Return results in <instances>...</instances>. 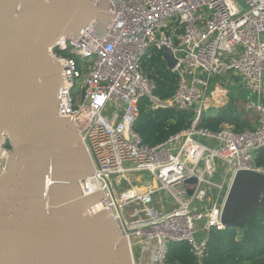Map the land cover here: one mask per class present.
Wrapping results in <instances>:
<instances>
[{
	"label": "built area",
	"instance_id": "built-area-1",
	"mask_svg": "<svg viewBox=\"0 0 264 264\" xmlns=\"http://www.w3.org/2000/svg\"><path fill=\"white\" fill-rule=\"evenodd\" d=\"M107 11L114 18L104 36L83 28L49 48L62 74L58 115L74 122L93 168L78 182L81 195L102 190L88 212L113 216L132 264H170L173 243H186L204 264L211 231L226 229L220 216L235 171H264L254 164L264 146V0H109ZM163 70L175 76L165 99L154 93ZM228 76L250 92L244 107L258 113L254 126L200 127L211 105L224 104L216 92ZM142 102L195 117L148 145L134 131Z\"/></svg>",
	"mask_w": 264,
	"mask_h": 264
},
{
	"label": "water",
	"instance_id": "water-1",
	"mask_svg": "<svg viewBox=\"0 0 264 264\" xmlns=\"http://www.w3.org/2000/svg\"><path fill=\"white\" fill-rule=\"evenodd\" d=\"M108 7L109 0H0V264H132L113 216L88 213L103 192L81 195L78 182L93 168L74 122L58 115L62 74L49 54L58 38L75 39L83 28L104 36L114 18ZM163 58L173 69L170 49ZM263 198L264 171L236 170L222 224L239 227Z\"/></svg>",
	"mask_w": 264,
	"mask_h": 264
},
{
	"label": "trees",
	"instance_id": "trees-1",
	"mask_svg": "<svg viewBox=\"0 0 264 264\" xmlns=\"http://www.w3.org/2000/svg\"><path fill=\"white\" fill-rule=\"evenodd\" d=\"M174 84L175 76L168 70L161 71L155 95L161 99L167 98L172 93ZM142 103L134 131L142 142L148 145L161 143L171 134L188 128L195 117L193 111L172 108L150 111L144 107V102ZM247 120H249L247 115L238 112L232 105H226L217 109L213 115L202 114L199 126L217 131L226 123L235 131H242L245 128H252L247 127L249 126ZM254 164L264 169V146L256 151ZM237 229L244 230L239 238L236 237ZM168 261L170 264H195L186 243L171 244ZM204 264H264V198L261 207L239 227L211 231Z\"/></svg>",
	"mask_w": 264,
	"mask_h": 264
},
{
	"label": "rangeland",
	"instance_id": "rangeland-1",
	"mask_svg": "<svg viewBox=\"0 0 264 264\" xmlns=\"http://www.w3.org/2000/svg\"><path fill=\"white\" fill-rule=\"evenodd\" d=\"M242 5L244 3L242 2ZM227 80V81H226ZM229 80V82H228ZM222 81L224 84L223 88L224 90H218L216 92L217 100H223L225 102L223 106L225 105H232L233 107L236 106L237 109H244V104L247 99H249V91L245 88V86L239 81L236 77H223ZM221 103L212 105L211 108L217 109L221 108L223 106H219ZM210 108V110H211ZM207 112V111H206ZM210 111H208L209 113ZM226 125V124H225ZM229 127H232L229 125ZM203 142H205L203 139H201ZM206 143V142H205ZM218 172L222 173V169L218 167ZM146 179H149V176L145 177ZM122 188V187H121ZM244 232L243 229H237L236 231V237L239 238L242 233Z\"/></svg>",
	"mask_w": 264,
	"mask_h": 264
},
{
	"label": "crops",
	"instance_id": "crops-1",
	"mask_svg": "<svg viewBox=\"0 0 264 264\" xmlns=\"http://www.w3.org/2000/svg\"><path fill=\"white\" fill-rule=\"evenodd\" d=\"M263 80H264V77H263ZM262 101L264 102V94H263V99H262ZM225 103V102H224ZM245 105V104H244ZM212 106V105H211ZM211 106H210V108H211ZM219 106H223V104L222 105H219ZM226 106V105H225ZM224 107V106H223ZM210 108L209 109H207V112H205V113H208V111H210L209 113H211L212 115L213 114H215V111L217 110V109H219V108H217V109H213V108H211V110H210ZM235 108H236V106H235ZM236 110L238 111V112H241L242 114H244V115H247V117H249V120H247L246 121V123L248 124L249 123V126H247V127H253L254 126V124H255V122H256V119H257V117H258V113L256 112V111H246L245 110V107H244V109H242V108H240V109H237L236 108ZM253 117V118H252ZM226 123H223L222 125H221V127H225V126H228L229 127V125L228 124H226Z\"/></svg>",
	"mask_w": 264,
	"mask_h": 264
},
{
	"label": "bare ground",
	"instance_id": "bare-ground-1",
	"mask_svg": "<svg viewBox=\"0 0 264 264\" xmlns=\"http://www.w3.org/2000/svg\"><path fill=\"white\" fill-rule=\"evenodd\" d=\"M89 214H91L90 212H88Z\"/></svg>",
	"mask_w": 264,
	"mask_h": 264
}]
</instances>
